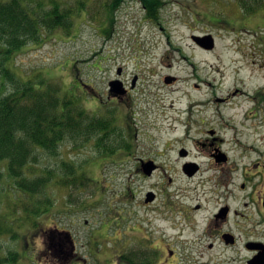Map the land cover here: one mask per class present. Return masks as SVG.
Returning <instances> with one entry per match:
<instances>
[{"label":"rangeland","instance_id":"374dc122","mask_svg":"<svg viewBox=\"0 0 264 264\" xmlns=\"http://www.w3.org/2000/svg\"><path fill=\"white\" fill-rule=\"evenodd\" d=\"M161 1L159 25L145 20L138 2L126 0L108 37L100 17L82 13L69 28L42 30L39 41H26L8 60L0 56L6 92L12 84L1 67L22 81L52 80L76 94L87 113L115 114L108 136L66 138L55 157L40 150L23 176L54 170L77 179L82 173L88 182L79 181V189L58 185L60 179L50 175L45 190L26 193L0 163L1 264L12 256L17 264H245L241 245L233 254L206 248L215 225L197 241L225 184L231 187L230 173L203 172L207 161L199 153L231 148L211 139H229V128L247 116L264 121V10L246 15L238 0ZM192 36H211L213 48H199ZM113 80L126 92L111 94ZM149 161L158 168L146 177L142 163ZM66 162L75 167L67 171L61 166ZM192 163L201 170L187 177L181 168ZM151 194L156 201L145 204ZM187 223L196 233L181 228ZM64 231L73 239L74 262L54 257L60 252L56 237Z\"/></svg>","mask_w":264,"mask_h":264},{"label":"trees","instance_id":"16d2710c","mask_svg":"<svg viewBox=\"0 0 264 264\" xmlns=\"http://www.w3.org/2000/svg\"><path fill=\"white\" fill-rule=\"evenodd\" d=\"M125 1L74 0L73 4H67L60 0H48L49 3L42 0H0V56L8 60L26 41H39L40 33L46 32L42 30L69 28L71 20L82 16V13L85 17L92 16L95 21H99L100 17L103 21L98 22L99 26L101 30L107 28L103 33L108 37L113 33L115 13ZM134 1L141 5L147 22L159 25L163 6L161 0ZM251 1L256 4L247 5L246 0H238L240 9H244L246 15L264 10L263 0ZM1 69L4 79L12 84L10 92L5 91L4 85L0 88V163L4 164L8 176L16 180L20 189L30 194L45 190L50 185V175L60 179L58 185L79 189V181L88 182L82 173L77 179L72 173L65 179L56 175L60 172L54 170H46L43 176L37 178L23 176L26 167L37 161L40 150L55 157L58 143L66 138L75 140L84 134L87 140L90 133L108 136L114 112L87 113L76 94L63 91L52 80L38 77L22 81L9 73L6 67ZM67 164L61 163L67 171L75 167L73 163H70L71 168ZM7 264H17L16 256L10 257Z\"/></svg>","mask_w":264,"mask_h":264},{"label":"flooded vegetation","instance_id":"af4514ba","mask_svg":"<svg viewBox=\"0 0 264 264\" xmlns=\"http://www.w3.org/2000/svg\"><path fill=\"white\" fill-rule=\"evenodd\" d=\"M256 118L247 116L245 121H240L238 125L234 124L230 127L232 134L229 139H211L212 142L218 140L219 146L230 144L232 147L226 149L227 151L217 146L209 149V152L202 149L203 151L199 153V156L206 158L207 161L203 172L218 170L220 177H223L225 173H230L231 187L225 184V193L222 194L221 201L217 203L215 209L211 211V215L204 220L197 241L204 238L202 237L203 231L206 232L211 225H215L216 232L213 231L211 237L205 238L208 242L205 244L206 248L212 251L217 247H222L226 250L231 249L230 252L233 254L237 249L239 250L241 245L247 254L245 264H264V121L251 122V119ZM210 134L213 136L214 132ZM212 142L210 146L213 145ZM200 145L206 146L203 143ZM233 151L236 154L234 157H232ZM185 156L186 154H183V157ZM152 163L154 170L149 176L145 175L146 177L152 176L158 168L154 162ZM184 167L188 169L190 167L189 172H184ZM181 170L187 177H191L201 170V165L192 163V166H182ZM210 181L209 179L205 183ZM216 185H220L217 180ZM226 193L227 197L224 196ZM236 193H242V197L236 198ZM155 201L154 194L147 195L145 198V204ZM205 203L211 205L207 198ZM200 207L198 203L195 209L199 210ZM205 209L208 211L206 206ZM180 227V225L174 226L175 229ZM181 228L190 229L193 233L197 231V228L190 223ZM62 237H65L66 242L62 241ZM56 239L60 254L55 252L54 257H58L60 261H76L73 239L69 233L58 232ZM65 243H68L70 248H68L69 245L65 246ZM64 250L67 252L64 253ZM228 259L226 258V262H234L232 257ZM198 264L212 263L200 262Z\"/></svg>","mask_w":264,"mask_h":264},{"label":"water","instance_id":"95a60500","mask_svg":"<svg viewBox=\"0 0 264 264\" xmlns=\"http://www.w3.org/2000/svg\"><path fill=\"white\" fill-rule=\"evenodd\" d=\"M192 40L202 49L211 50L213 48V40L211 36H192ZM109 92L114 95H122L124 93V89L121 87V83L118 80H113L109 83ZM142 170L145 175L149 176L154 170L152 161L142 163ZM184 172H189V169L184 167Z\"/></svg>","mask_w":264,"mask_h":264}]
</instances>
